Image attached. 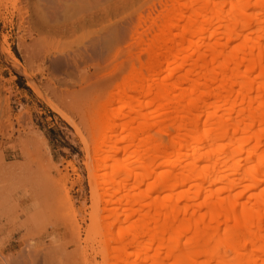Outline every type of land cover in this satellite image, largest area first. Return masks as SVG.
I'll list each match as a JSON object with an SVG mask.
<instances>
[{"label": "bare ground", "instance_id": "obj_1", "mask_svg": "<svg viewBox=\"0 0 264 264\" xmlns=\"http://www.w3.org/2000/svg\"><path fill=\"white\" fill-rule=\"evenodd\" d=\"M146 4L126 75L85 110L89 136L65 116L88 220L24 162L7 173L30 184L13 233L44 264H264V0Z\"/></svg>", "mask_w": 264, "mask_h": 264}, {"label": "rangeland", "instance_id": "obj_2", "mask_svg": "<svg viewBox=\"0 0 264 264\" xmlns=\"http://www.w3.org/2000/svg\"><path fill=\"white\" fill-rule=\"evenodd\" d=\"M148 1L0 0V264H44L42 250L33 255L30 247L26 254L20 233H13L26 208L21 193L30 184L8 181L9 169L17 173L24 162L40 167V181L52 178L74 210L84 202L88 220L86 152L71 122L89 136L82 117L126 75L136 52L132 32Z\"/></svg>", "mask_w": 264, "mask_h": 264}]
</instances>
